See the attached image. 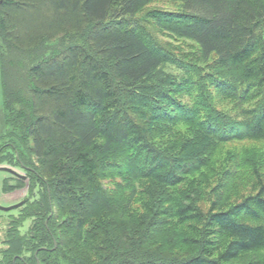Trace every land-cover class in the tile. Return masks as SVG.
I'll use <instances>...</instances> for the list:
<instances>
[{"label": "trees", "instance_id": "obj_1", "mask_svg": "<svg viewBox=\"0 0 264 264\" xmlns=\"http://www.w3.org/2000/svg\"><path fill=\"white\" fill-rule=\"evenodd\" d=\"M153 1L0 0L3 120L14 139L0 154L11 148L46 196L24 216H35L37 243L17 236L5 262L241 264L257 252L243 264H264L256 163L247 161L251 173L228 171L208 210L196 180L183 198L170 193L225 143L264 140V0H176L177 11L148 9ZM161 31L199 46L200 81L161 44ZM169 63L181 76L165 77ZM199 82L219 100L192 95ZM183 125L192 130L173 144L157 139ZM136 180L142 190L130 187ZM145 190L153 215L131 209ZM180 225L206 238L186 228L177 240L169 228Z\"/></svg>", "mask_w": 264, "mask_h": 264}, {"label": "rangeland", "instance_id": "obj_2", "mask_svg": "<svg viewBox=\"0 0 264 264\" xmlns=\"http://www.w3.org/2000/svg\"><path fill=\"white\" fill-rule=\"evenodd\" d=\"M147 7L148 9L156 8L164 11H177L182 9L181 3L176 0H155L152 3H150ZM144 14L145 11L139 13L135 19H131V22L133 24L134 22L137 21L139 22V20H141ZM141 22L145 23L143 19ZM24 38H29V36H26ZM158 40L161 42L163 46L167 47V49L174 55V58H177L183 65L186 62V65L189 66V68H191L190 72L192 74L190 75V77H192V79L196 81V79L194 78V76H196V78H198V80L200 81L198 70H201L202 67H206L207 65L200 62V58L198 57L199 46L196 43L184 39L183 40L177 39V37L170 36L168 35V33H162V31L159 32ZM48 53L49 51H47L46 54L44 55H47ZM38 54L39 53L37 54L34 53L32 59L37 60ZM19 57H21L22 62L29 61L28 55L21 54ZM197 66H202V67H199V69H197L196 68ZM164 70L167 72V74H169L165 76L166 78H171V76L175 77L178 75L181 76L182 74V69L178 65L171 63L166 65L164 67ZM196 92L197 93L203 92L205 95L206 93L208 95H213L216 100L218 99L219 96L218 94L217 95L215 94L217 92L213 87L211 86L207 87V85L203 86L200 82H199V88L196 91H194L192 95H195ZM229 106L230 104L220 105V108L224 109V107H229ZM3 118H4L3 96L1 91V78H0V146L5 142L14 140L13 138H9L8 130H10L9 129L10 127L5 124ZM190 130L192 129L190 128L189 125L188 126L183 125L179 128L177 134L173 133L172 136H167V137L160 136V138L157 139L160 141V143L164 145H170L175 142L177 137L183 138L184 136H186L190 132ZM17 145L21 148H27L25 147L26 146L25 140L19 139ZM3 151L4 152L0 154V165L10 166L15 170H17L19 173L24 174L27 177L30 176L29 172L24 170L25 169L24 166L21 163H19L17 159L14 158L13 150L11 148H6ZM26 154L27 156L28 155L30 156V153L26 152ZM212 154L207 156V162L210 163V161L213 160L210 166H208L209 163L204 164L199 170H197L192 175L188 176L187 183H183L178 187L171 189L170 193L173 194L175 197L183 198L184 195L189 193L191 189V182H194L196 180L199 183L198 187L200 192L203 194V197H205L206 208L208 210L210 208L212 200H215V198L217 199V193L215 191V187L218 186L219 182H221L225 178L226 179L228 178L226 175L228 171L237 169L238 171L251 173V171H249L250 169L246 165L247 161L249 160H252L253 163L257 164L258 166L257 168L264 171V140L232 141L222 145L218 149V152L216 150L215 151L216 155L214 158L211 157ZM225 163H228L226 167H224ZM10 176H12L10 172L0 171V204L11 205L21 201L22 199H26L27 197L29 198V202L26 203L27 204L26 206L23 205L18 209H13L11 211L0 210V264H10V259L7 262H5L6 261L5 259L10 258V256L7 255L6 251L13 244L14 239L17 236L23 238L27 237L29 242L32 244L37 243L32 238H29L30 237L29 231L31 230V226L35 222L34 221L35 216L34 215L29 216L28 219L24 218V216L26 215L25 214L26 212H30V213L32 212V214H34V209H32L31 205H33L34 203H38V204H40L41 202L43 203L46 199L45 193L43 191L44 187H42V189L39 190V188L37 189L36 186L34 187L31 186L33 184V182L30 181L31 179L25 180L24 178L20 180L18 178L16 179L11 178ZM137 181L139 180H136L134 184L131 183L130 187L132 188L134 187V185H137L140 186L139 187L140 189L142 187L141 182H137ZM245 182L247 183V188H245L246 185L245 183H243L241 187L242 191L249 190L250 181L245 180ZM122 184H124L125 187L128 186V184L126 183L122 182ZM202 188H204L205 190H202ZM142 189L143 187L140 190ZM243 194L244 193H239L238 195L235 196V198L240 197ZM149 199L150 197L148 196L146 190L145 193L141 191V194L137 195L135 201L133 202V207H131L132 211L133 212L136 211L139 214H145V216L153 215L155 212L151 207L150 204L151 201ZM50 214L52 215L53 213L50 212ZM139 214L138 216H141ZM182 226L183 225H180L177 228L172 226V229L169 228V232H171V234L174 235L177 238V240L184 237L183 232L185 231L186 228L188 229L185 232H187L189 236L197 238L198 240H203L206 238L205 237L206 233L203 234V230L196 229L195 231L194 229L190 230L188 226L185 227ZM162 238H165V236H163ZM162 238L160 239V241L162 240ZM20 242L21 241H19V243ZM160 245L162 246V243H160ZM161 246L160 248H162ZM179 249L180 248L178 247L177 250L172 252L178 253ZM167 250L170 249L167 248ZM24 251L26 252V250ZM30 252L31 251H28L29 254ZM257 256H258L257 252L245 254V258L242 260L240 259V262L242 261L241 264H243L245 262L252 260L253 258H256Z\"/></svg>", "mask_w": 264, "mask_h": 264}, {"label": "water", "instance_id": "obj_3", "mask_svg": "<svg viewBox=\"0 0 264 264\" xmlns=\"http://www.w3.org/2000/svg\"><path fill=\"white\" fill-rule=\"evenodd\" d=\"M0 171H7V172H10L13 175L18 176V177L27 178L26 175L19 173L17 170H15L14 168H12L10 166L0 165ZM26 202H27V198L23 199V200H21V201H19L17 203L11 204V205L0 204V209L4 210V211H10V210H13V209H16V208H19V207L23 206ZM49 216H51V214ZM46 222H47V220H46ZM56 245H57V243L55 244V246ZM35 254H37V251H36ZM39 261L40 260L37 257V263H39Z\"/></svg>", "mask_w": 264, "mask_h": 264}, {"label": "flooded vegetation", "instance_id": "obj_4", "mask_svg": "<svg viewBox=\"0 0 264 264\" xmlns=\"http://www.w3.org/2000/svg\"><path fill=\"white\" fill-rule=\"evenodd\" d=\"M24 168H25L24 170L28 171V169H27V168H28V166H27V167H24ZM10 177H11V178H15V179H16V178H18V179H19V177H16V176H13V175H12V176H10ZM20 179H21V178H20ZM22 179H23V178H22ZM27 179H28V177H27L25 180H27ZM10 180H13V179H10ZM34 227H35V222H34V224L31 226V229H32V228H34ZM30 231H31V230H30Z\"/></svg>", "mask_w": 264, "mask_h": 264}]
</instances>
